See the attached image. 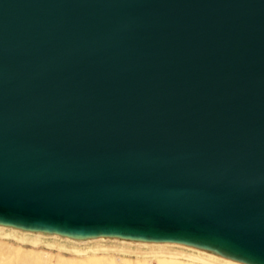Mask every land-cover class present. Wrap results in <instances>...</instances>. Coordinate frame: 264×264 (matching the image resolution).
I'll list each match as a JSON object with an SVG mask.
<instances>
[{"label":"water","instance_id":"obj_1","mask_svg":"<svg viewBox=\"0 0 264 264\" xmlns=\"http://www.w3.org/2000/svg\"><path fill=\"white\" fill-rule=\"evenodd\" d=\"M0 229L264 264V0H0Z\"/></svg>","mask_w":264,"mask_h":264},{"label":"rangeland","instance_id":"obj_2","mask_svg":"<svg viewBox=\"0 0 264 264\" xmlns=\"http://www.w3.org/2000/svg\"><path fill=\"white\" fill-rule=\"evenodd\" d=\"M159 260L178 264L224 263L200 251L171 244L149 245L109 239L72 242L0 229V264H157Z\"/></svg>","mask_w":264,"mask_h":264},{"label":"bare ground","instance_id":"obj_3","mask_svg":"<svg viewBox=\"0 0 264 264\" xmlns=\"http://www.w3.org/2000/svg\"><path fill=\"white\" fill-rule=\"evenodd\" d=\"M174 257H175V255H174ZM188 257V256H187ZM209 257H212V260H213V256H211V255H209ZM189 258V257H188ZM176 259V258H175ZM191 259H194V258H191ZM202 259V258H201ZM215 259V258H214ZM168 260V259H167ZM221 260V259H220ZM166 261V260H165ZM165 261H161V260H159L158 262H157V264H178V263H167V262H165ZM172 261V260H171ZM199 261V260H198ZM211 262V261H210ZM223 262L224 263H217V262H215V261H212L210 264H231L232 262H230V261H227V260H223ZM190 264H191V262H189ZM63 264H65V263H63ZM97 264H100V263H97ZM102 264V263H101ZM184 264V263H183ZM232 264H235V263H232Z\"/></svg>","mask_w":264,"mask_h":264}]
</instances>
